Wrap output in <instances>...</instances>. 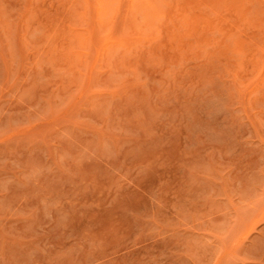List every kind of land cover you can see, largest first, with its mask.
I'll return each instance as SVG.
<instances>
[{"label":"rangeland","instance_id":"374dc122","mask_svg":"<svg viewBox=\"0 0 264 264\" xmlns=\"http://www.w3.org/2000/svg\"><path fill=\"white\" fill-rule=\"evenodd\" d=\"M252 242L264 0H0L10 261L186 264L204 244L213 262Z\"/></svg>","mask_w":264,"mask_h":264},{"label":"crops","instance_id":"0c3cea01","mask_svg":"<svg viewBox=\"0 0 264 264\" xmlns=\"http://www.w3.org/2000/svg\"><path fill=\"white\" fill-rule=\"evenodd\" d=\"M261 235V233H258ZM254 238V237H252ZM241 251L240 258L233 259H226V258H216L213 257L211 262L210 252L207 248L204 247V244L199 247L190 248L186 252V264H216L215 261L218 260L217 264H264V247H258L253 244V242L243 248H239ZM0 264H50L48 261L44 262H33V261H24L20 262L21 260L17 261H10L9 257L5 252L0 250Z\"/></svg>","mask_w":264,"mask_h":264}]
</instances>
